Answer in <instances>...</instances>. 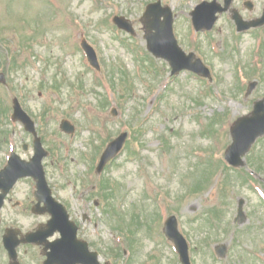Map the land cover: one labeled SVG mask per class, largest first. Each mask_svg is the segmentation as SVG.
Instances as JSON below:
<instances>
[{"label": "rangeland", "instance_id": "1", "mask_svg": "<svg viewBox=\"0 0 264 264\" xmlns=\"http://www.w3.org/2000/svg\"><path fill=\"white\" fill-rule=\"evenodd\" d=\"M153 1L0 0V73L6 79V84L0 81L3 157L7 133L21 156L30 159L34 154L33 136L9 119L12 97H18L49 151L44 167L55 187L54 196L69 205L84 237L100 250L104 262L180 264L162 233L163 220L175 214L194 264H264V137L249 153L248 166L242 168L262 169L255 172L256 181L249 184L245 173L225 172L224 160L232 122L248 113L254 98L264 95V83L247 99L233 86L238 66L233 68L227 53L220 55L230 41L231 22L226 18L212 37L219 54L213 53L207 35L200 41L214 80L186 71L171 77L167 62L145 48L141 16ZM199 1L162 0L177 15L175 30L183 37V48L199 41L188 20ZM115 14L130 18L138 35L132 37L111 24ZM82 36L97 50L101 71L89 66L79 46ZM234 55L241 57V53ZM118 67L130 74L128 89L118 81ZM56 79L59 89L52 87ZM113 107L117 116L111 114ZM64 119L75 125L73 136L60 130ZM121 131L129 132L130 147L103 174L119 184L117 201H112L120 207L119 217L104 211L105 198L96 207L84 191L103 178L95 172L87 178L93 164L89 157ZM24 143L29 144L26 151ZM207 176L209 184L196 191V183ZM240 199L245 200L248 217L241 225L234 221ZM207 208L223 214L208 224L200 223L196 216ZM84 213L89 217L86 220ZM133 214L137 217L134 224ZM41 220L46 222L47 217ZM127 226L140 230L133 249L127 232L121 236ZM27 229L25 225L23 230ZM219 243L229 247L226 258L213 256ZM120 245L126 253L115 256L112 249Z\"/></svg>", "mask_w": 264, "mask_h": 264}, {"label": "water", "instance_id": "2", "mask_svg": "<svg viewBox=\"0 0 264 264\" xmlns=\"http://www.w3.org/2000/svg\"><path fill=\"white\" fill-rule=\"evenodd\" d=\"M213 13L214 11L211 12V14ZM168 14L169 10L167 8H162L160 6V3L148 7V10L146 11V14L144 15L143 19L148 25L149 32L148 35H146V38H148L150 41V49L155 53V55L168 59L173 67V72H178L183 68H191L199 73L206 75L207 71L202 66V63L199 60L193 61V54L187 56L177 46L176 40L174 39V36L172 34V23L169 22L165 26L162 25L163 23L161 22V17L164 16L166 18ZM115 21L119 25L124 27H126V25L129 23L128 21V23L123 21L122 18H116ZM154 23L161 24V27L159 28L158 34L156 36L152 35V30L150 29V24ZM82 45L85 48L92 64L98 66L93 49L88 46L85 42H83ZM260 117L261 120H258L257 118ZM238 124V127L235 129L237 136L235 137V144L228 152L229 158L232 155H239L240 153H244L248 149V147L254 142L256 137L264 133V102L257 105L255 116H253L252 118L243 119ZM123 140L124 136L118 138L115 142L110 145L109 149L107 150V153L103 158V161H106L111 156V154L114 155V153H116L121 148ZM38 154L42 153L40 152ZM41 157L42 156L39 155L38 159H41ZM37 163H39V160H37ZM39 185L43 190L45 185L44 180H42ZM41 194L43 198H45L43 191ZM57 217H59V221L61 222L60 214H57ZM165 231L167 235L176 243L177 248L182 254L181 257L184 264H189L188 245L185 238L178 230L177 220L175 217H171L168 220L165 226ZM75 233L76 229L74 227L72 228V239L74 244L76 243V241H74Z\"/></svg>", "mask_w": 264, "mask_h": 264}, {"label": "flooded vegetation", "instance_id": "3", "mask_svg": "<svg viewBox=\"0 0 264 264\" xmlns=\"http://www.w3.org/2000/svg\"><path fill=\"white\" fill-rule=\"evenodd\" d=\"M2 152L0 143V155ZM7 164L1 162L0 170ZM0 184V264H9V258L3 247V240L11 229H24L27 225L28 229L21 233L18 231L17 237L24 241L27 233L35 231L41 226V213H36L35 208L38 207L39 200L36 197V187L33 179L23 178L16 182L14 187L4 194ZM41 204V203H40ZM41 207V205H40ZM38 209V208H37ZM27 232V233H26ZM35 250L37 256H41V248L36 245L29 244Z\"/></svg>", "mask_w": 264, "mask_h": 264}]
</instances>
